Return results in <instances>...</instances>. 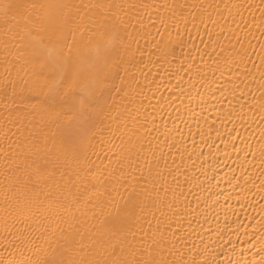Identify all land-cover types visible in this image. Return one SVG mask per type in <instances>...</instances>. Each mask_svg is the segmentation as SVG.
I'll use <instances>...</instances> for the list:
<instances>
[{
    "label": "bare ground",
    "instance_id": "obj_1",
    "mask_svg": "<svg viewBox=\"0 0 264 264\" xmlns=\"http://www.w3.org/2000/svg\"><path fill=\"white\" fill-rule=\"evenodd\" d=\"M0 264H264V0H0Z\"/></svg>",
    "mask_w": 264,
    "mask_h": 264
}]
</instances>
